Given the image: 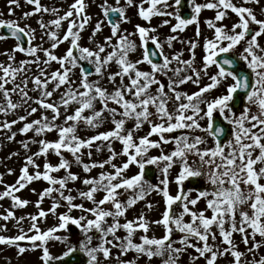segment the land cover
<instances>
[{"label":"snow or ice","instance_id":"1","mask_svg":"<svg viewBox=\"0 0 264 264\" xmlns=\"http://www.w3.org/2000/svg\"><path fill=\"white\" fill-rule=\"evenodd\" d=\"M19 2L20 0H9L10 5L18 6ZM182 2L183 0H175L176 11H166L164 9L172 7L169 0H142L139 15L146 21H150L155 15L174 17L178 23L172 28L173 32L183 30L193 23L198 24V17L203 9H215V21L218 22L226 18L229 10L238 17L231 29H228L227 25L218 26L212 20L207 21L208 26L214 29V38L208 39L204 45L206 55L200 69L194 65V50L197 46L195 42H189L192 59H181L182 53L170 58L164 54L163 44L159 38L150 34L155 29L141 25L136 26L141 41L139 46L141 58L132 61L129 56L137 51L138 45L129 38L133 34L120 31L121 23L128 22L126 7L120 5V0H116V6L109 5L107 0L101 5L103 14L111 26L112 35L106 37L105 43L97 45L96 49L80 44L81 33L91 19L85 11L87 7L85 0H74L63 15H59L58 8L42 5L41 0H26V3L34 7L31 12L24 13L25 19L41 12L51 13L56 17L47 23L43 18L38 21L41 29L45 30L44 35L52 41L49 49L33 45L36 30L30 25L21 26L17 20L0 19V29L5 30L4 34H0V40L13 38L17 41L12 50L4 53L10 62L0 63V93L3 95L0 114L7 116L10 112L14 113L18 108L29 105L30 101L45 110L39 119L30 122L27 116L0 122V130L10 131L15 124L24 121L20 129L22 134L33 131L37 137H43L55 131L58 135V139L54 141L46 138L21 141L25 150L29 148L30 143L39 144V151L26 157L17 182L6 185L3 193H0V199L9 197L16 207L27 206L29 201L21 199L15 193L32 181L42 179L51 186L40 194L37 207L44 197L50 196L53 192H57L60 198L67 202L68 207V212L59 216L58 227L41 233L35 221L48 214L41 210L38 216L29 217L34 222L30 230L37 234L28 236L21 228L20 234L15 237L0 236V244L16 245L18 241L29 240L33 247H36V241L46 245L49 239L67 243L69 237H61L54 233L68 230L71 225L83 236L79 245H69L62 255L55 257L47 246H43L44 264H53V261L67 264L66 258L71 259L78 253L85 256L83 264H103L100 257L102 256L104 260L109 259L112 248L120 250L119 256L135 251L137 259L140 256H147L151 260L152 257H162L167 253V259L163 264H178L180 256L188 248H193L197 253L192 257L193 264L200 258H204L206 264H217L219 258L229 255L233 258L231 264H249L247 260H242L246 253L239 250L233 238L234 233H239L243 244L247 246V253L253 255L251 264H264V256L255 259V254L264 247V183L261 182L264 180V54H261L264 53V46L260 43V38L264 37V19L258 18L252 7L245 6L260 5L261 0H242L240 5L233 0H208L203 4L191 0L190 18H184L179 14ZM144 3L149 4V7L145 8ZM126 5L132 6L133 0H126ZM9 14H13V9L10 8ZM65 21L68 22V26L61 37L59 32ZM102 23V21L97 23L93 36L101 31ZM164 23L167 24L169 21L165 20ZM114 39L116 43H113ZM173 39L175 37H169V45ZM66 41L70 43L66 54L55 55L53 50ZM242 42L243 53L239 57L233 56L232 53ZM106 47H111L112 51L105 54ZM41 51L46 57L43 61L38 56ZM16 52L24 53L33 59H24L17 64ZM156 57L162 59H154ZM240 60L245 62L249 70L247 74L241 75L232 67ZM85 61L92 67H84ZM173 61L177 62L175 68L171 67ZM52 62L59 63L61 67L49 73L47 66ZM113 62L118 65L119 70L108 76L109 82L114 86L112 91L103 87L99 80L89 79L93 74L103 78L108 66ZM33 63L38 66L40 74L31 77L34 87L29 89L27 72L28 66ZM143 63H147L151 71L141 70L139 65ZM41 64L44 67H40ZM211 66L217 67V73L209 77L211 81L209 84L191 94L177 90L189 81L198 85L201 72L207 75ZM78 67L81 71L80 78L73 80L74 69ZM189 69L192 74L181 76V73ZM169 71L173 72L177 79L168 77L165 83L158 78L159 74L167 76ZM21 74L23 78L17 83V78ZM118 77L120 83L116 84ZM125 77L129 80L128 84H124ZM229 79L232 82L227 85L224 94L210 101L205 100V93ZM9 84L13 87H7ZM49 84L53 85L51 90ZM153 85L157 86L154 94L151 92ZM62 88L64 90L60 92ZM30 91H38L40 95L34 98L29 94ZM57 92H60L59 100H52ZM241 93L242 111L237 114L234 101L240 98ZM14 95L19 96V102L14 101ZM97 102L101 105L99 109L96 107ZM169 104L174 106L172 110L169 109ZM72 105L76 107L69 114ZM253 106L256 108L255 112L252 111ZM29 108L28 115L38 111L36 107L29 105ZM62 108L64 122L58 124L56 121L62 115ZM48 111L52 113L51 117L47 115ZM86 112L91 114L86 115ZM105 113H108V116H105ZM216 113H219L222 121H226L229 127L215 122ZM153 117L156 119L153 120ZM109 118L114 125L111 130L99 132L88 138H81L77 134L80 124L88 128H99ZM205 119L208 121L206 126L200 122ZM157 120L160 122L157 123ZM129 121H135L134 126L126 129ZM145 123L150 125V131L137 141L134 133ZM181 130L182 134L178 136L171 138L165 136V133ZM197 131L205 135L195 134ZM189 132L193 135H189ZM157 134L160 136L159 141L150 139ZM15 136L16 133L13 132L8 138L13 140ZM205 136L213 139V146H207ZM97 141L107 142L109 158L103 162L85 163L82 159L85 154L83 149H88L87 155L91 158V149ZM113 141H119L123 145L121 153H117L112 147ZM173 142L175 150L170 154L162 152L158 156L148 155L150 149L159 148L161 143ZM202 145L204 147H201ZM102 150L103 145H97V151ZM50 152L59 157V162L54 165L46 161L43 165L44 170L41 171L36 158L47 157ZM65 152L70 153L74 162L81 165L85 172H91L97 167L103 169L105 165H110L114 169L113 172L102 171L98 177L83 179V184L90 187L86 191H80L79 197L91 201L93 204L91 208L83 203H74L75 196L65 195L64 190L67 189L69 193L72 191L68 189V184L80 180V176L71 171L73 161L66 158ZM117 155L127 156L128 159L121 166H117L113 163ZM190 157H195L191 163ZM177 160L181 164V170L175 178L178 192L171 195L168 188L169 170ZM161 162L163 167H160ZM133 164L138 166L139 173L127 177L125 173ZM29 166L36 169L34 174H30ZM149 166L158 167L163 175L156 184L146 179V169ZM61 170L65 171L64 176L58 178L53 175ZM12 171L9 169V174ZM190 178H200L206 182V187L195 189L197 191L195 198H190L191 192L186 191L184 187ZM0 183H3L2 174ZM57 185L59 187H56ZM120 189L132 190L135 194L126 202H122L119 199ZM153 191L161 193L165 198L166 209L161 219L154 222L165 229V234L161 238H150L146 234L149 231V221L143 215L134 221L120 222V218L125 217L129 207ZM98 192L105 193L99 200L96 199ZM201 199L206 201V208L200 211L193 210ZM177 202L182 207L179 215L173 209ZM108 204L112 205L110 209L104 207ZM58 207L60 204L54 203L50 211L55 213ZM148 207L151 208L152 205L149 204ZM73 209H80L82 214L78 218L73 217L70 214ZM209 210L212 213L210 217L206 215ZM237 214L240 217L239 221ZM185 216H190V221H185ZM14 217L15 213L8 211L3 219ZM109 217L112 218L111 224H108ZM24 219L25 217H19L17 222ZM213 226L218 230L219 244L216 243L218 237L217 232L213 231ZM121 229L127 233L123 238L117 235ZM138 230H143L145 235L141 236L140 243H135L133 236ZM174 232L181 234L178 241L173 239ZM91 233H95L100 240L97 246H90L93 240ZM109 236L112 239H109ZM257 236L261 239L257 240ZM210 238L213 243H209ZM193 240L196 243H193ZM176 243L181 247H175ZM18 251L23 254L26 249L19 247ZM120 264H136V261H120Z\"/></svg>","mask_w":264,"mask_h":264},{"label":"rangeland","instance_id":"2","mask_svg":"<svg viewBox=\"0 0 264 264\" xmlns=\"http://www.w3.org/2000/svg\"><path fill=\"white\" fill-rule=\"evenodd\" d=\"M74 2V0H41L42 5L48 6L50 8H58L59 15H63L64 12H66L69 8V6ZM108 4L111 6H116V0H107ZM208 0H196V3H206ZM234 3L237 5H240L242 0H233ZM85 3L87 5L85 11L88 16L91 17L90 21L86 25L85 29L81 33V40L80 44L84 47H89L91 49H96L97 45L105 43V38L112 35L111 27L106 22V17L103 14V10L101 8V5L105 3V0H85ZM142 0H133L132 6L126 5V0H120V5L126 7V16L128 18V22L121 23L120 31L121 33L133 34L130 35V39L134 40L136 44L138 45V49L135 53H131L129 58L132 61H136L141 58V41L137 32V25H141L144 27H149L155 29L154 32L150 33L153 36H156L159 38V41L163 44V51L165 55H168L170 58L174 56L177 53H182L181 59L188 60L192 59V50L190 48L189 42H195L197 44L195 48V60L194 65L197 69L202 68L203 66V57L206 55V51L204 48V45L208 39L214 38V29L210 28L207 24V21L212 20L214 23H216L218 26L220 24L227 25L228 29H231L232 25L237 22L238 17L231 13V11H228V15L222 22L215 21L216 16V10L215 9H203L198 17V24L193 23L190 25H187L183 30H177L176 32L172 31V28L178 23V21L174 17L169 16H163V15H155L151 18L150 21H146L139 15V6L141 5ZM169 4L172 7H169L167 9H164L166 11H176L175 8V0H169ZM143 6L145 8L149 7V4L144 3ZM248 7H252L257 14L258 18L264 19V0H261L260 5L255 4H248L245 5ZM33 5H30L26 3V0H20L19 5H10L9 0H0V19H12L17 20L21 26L30 25L32 28L36 30V38L33 41V45H40L43 49H49L51 48L52 41L49 39L47 35H44L45 30L41 29L38 21L43 18L45 23L49 22L52 19H55L56 17L52 15L51 13H37L36 15L29 16L27 19L24 18V13L31 12L33 10ZM162 7V6H160ZM13 9V14H9V10ZM190 8H192V3H190ZM180 14V11H179ZM168 20L169 23L165 24L164 21ZM103 22L101 25V31L97 32L95 36H93V31L97 25L98 22ZM68 26V22H63L62 28L59 32L60 36L62 37L64 32L66 31ZM197 28H199V36H197ZM41 37H43L41 39ZM169 37H175V39L171 40L169 45ZM113 43H116V40H113ZM260 43L262 46H264V37L260 38ZM17 42L13 39L11 41L6 40H0V63H9L8 56L4 53L12 50ZM70 47L69 42H64L60 44V46L53 50L54 54L57 56H63L66 54L67 49ZM243 42L241 45H238L237 48L234 50L233 53L236 54H242L243 53ZM111 47H106V52H111ZM264 54V53H261ZM39 58L41 61H43L46 57L44 55V52L41 51L38 53ZM16 57V63L18 64L19 61L24 59H33V57H28L24 53H15ZM162 59V58H161ZM244 65L245 62L243 61ZM177 66V62L173 61V64L171 67L175 68ZM183 67V65H180ZM40 67H44L43 64L40 65ZM61 65L57 62H52L50 65L47 66V72L51 73L57 69H59ZM139 68L141 70L145 71H151L150 66L147 63H143L139 65ZM29 71L27 72V76L29 77V84L28 88L32 89L34 86L31 83V77L34 75H39L38 66L36 64H30L28 66ZM118 65L113 62L111 65L108 66L107 71L104 73L103 78L100 76L93 74L89 77L90 80L95 81L99 80L101 85L105 88H107L109 91L113 90V84H111L108 80V76L110 73H114L118 71ZM217 73V67L211 66L208 69V74L205 75L204 72H201L200 76V82L199 84H195L191 81L188 83L181 85L177 90L187 92L189 94L198 91L200 88L206 86L211 81L209 77L211 75H214ZM191 70H187L186 72L181 73V76L184 75H190ZM81 75L80 68L74 69V74L72 75L73 80H79ZM168 77H172L173 79H177V77L174 76L173 72L169 71L167 76H164L162 74L158 75V78L167 83ZM23 78V74H21L20 77L17 78V83H20L21 79ZM232 81L229 79L227 81H222L220 85H218L215 89L210 90L208 93H205V100H212L215 97H218L225 93L227 85L231 83ZM120 83V78L118 77L116 80V84ZM129 80L127 77L124 78V84H128ZM7 87L11 88L13 87L12 84H9ZM156 85H153L151 92L154 94L156 91ZM53 88L52 84H49V90ZM63 88L60 90V92H63ZM167 90V89H166ZM60 92H57L52 97V100H59ZM32 97H38L40 95V92L38 91H30L29 93ZM130 98V97H129ZM14 101L19 102L20 98L18 95L13 96ZM0 102H3V95L0 93ZM29 105L31 107L38 108V111L32 115H28V112L30 110ZM29 105H24L23 107L18 108L14 113L10 112L7 116L0 114V122L3 121H12L18 119L19 116H27L28 121L36 120L41 117L42 114H44L45 110L40 108L38 104L29 102ZM76 105H72L69 109V114H71L72 110H74ZM97 109L101 107L100 103L97 102L96 105ZM173 105L169 104V109H173ZM201 107H204V105H201ZM242 111V109L240 110ZM237 114H239V112ZM252 111L255 112L256 108L253 106ZM61 117L56 123L62 124L64 122V109H61ZM86 115H90V112H86ZM47 115L49 117L52 116V113L50 111L47 112ZM105 116H108V113H105ZM215 116H220L219 113H216ZM119 118V117H117ZM156 118L153 117V120ZM159 123L160 121H156ZM202 125H207L208 121L201 120L200 121ZM24 121H21L20 123L15 124L12 129L9 131L7 129L0 130V174L3 175V183H0V193H3L5 190L6 185H13L17 182V179L21 175V169L24 167L26 162V157L29 155H33L37 151H39V144L37 143H30L29 148L27 150L24 149L23 145L21 144V141H30V140H40V139H48L50 141H54L58 139L57 133L50 132L47 133L46 136L43 137H37L33 131H30L27 134H22L20 132V129L24 125ZM135 121H129L126 124V129H131L134 126ZM114 127V125L111 123L110 118L109 120L105 121L104 124L99 128H88L84 124H80L78 127L77 134L81 138H88L93 135L98 134L99 132H104L111 130ZM150 131V125L145 123L143 127L136 131L134 133L135 138L139 139V137H143L147 135ZM16 133L15 139L10 140L8 137L12 133ZM182 134L181 131L173 132V133H165L166 137H175ZM195 134L199 135H205L201 132H196ZM189 135H193V133L189 132ZM150 139L154 141H159L160 136L153 135L150 137ZM205 139L207 141V146L211 147L213 146V139L210 137L205 136ZM97 145H103L102 151H97ZM112 147L115 149L117 153L122 152L123 145L119 141H113ZM201 147H204L202 145ZM175 150V143H161L159 148H152L150 149L148 155L149 156H158L163 154H170L172 151ZM84 156L83 161L85 163H92V162H103L107 160L110 156V152L108 151V145L107 142H101L97 141L91 151L92 156L91 158L88 157L87 152L88 149H83ZM15 153H18V155H14ZM64 155L67 159L70 161H73L71 171L77 175L80 176V180H77L75 182H70L68 184V189H71V193L68 192V190H64L65 195L71 194L76 197L74 200V203L85 204L86 207L91 208L93 207V204L91 201H87L79 197L80 191H86L90 186L83 184V179L85 178H91V177H98L99 174L104 172H113L114 169L111 168L110 165H105L103 169L97 167L93 168L91 172H85L83 170V167L79 164H76L74 162V158L71 156L70 153L65 152ZM128 159L127 156L124 155H117L116 159L113 161L117 166H121L126 160ZM195 157L189 158V163L194 160ZM48 161L52 164H57L59 162V157H57L54 153L50 152L47 157L40 156L36 158V163L41 166L40 170L43 171V165L44 163ZM156 168V175L153 180H149L151 183L156 184L160 179L163 178L162 173L160 172V169L156 166H153ZM160 167H163V162H161ZM259 167V165L257 166ZM9 169L13 170L11 174H9ZM181 170V164L177 160L176 163H174L173 167L169 170V192L171 195H176L178 192V186L176 183V176ZM36 169L32 166H29V172L30 174H34ZM139 173V168L135 164L131 165L129 169L126 171L125 175L127 177H131L133 175H136ZM66 173L64 170H61L58 173H53L56 177H62ZM147 179V178H146ZM198 180V184L191 185V178L185 182V190L191 192L190 198H195L197 196V191L195 189L206 187V182L204 179L196 178ZM264 183V180L261 181ZM49 183L47 181H44L42 179L40 180H34L31 183H29L25 188L21 189L19 192L15 193L18 195L21 199L29 201L27 206L24 207H16L9 197H5L4 199H0V236L5 237H15L16 235L20 234V229L22 228L24 233H26L28 236L37 234L35 231L30 230L31 225L34 223L29 217L32 215H37L41 210L47 212L46 217H39L35 223L37 224L38 228L40 229V232H47L49 229H52L54 227H58L60 220L59 216L61 214L68 212L67 202L64 201L62 198H60L59 194L57 192H53L50 196L44 197L43 201L39 203V207H37L38 201H40V194L44 191V189L50 187ZM56 187H59L58 185ZM147 187V185H145ZM120 196L119 199L122 202H126L130 196L134 195L135 193L132 190L125 191L124 189H120ZM104 192H98L96 193V199L99 200L104 196ZM54 203H59L60 207H58L55 211V213L51 212L50 209L52 208ZM152 205L151 208L148 207V205ZM106 208H111L112 205L108 204L105 205ZM190 207H192L190 205ZM206 208V201L201 199L197 205L194 206L193 210L200 211ZM166 209L165 204V198L163 195L157 191H153L145 196L144 199L138 200L137 203L131 207L128 208L125 217L120 218V222L124 223L125 220H136L141 215L144 216V218L149 221V231L146 233L150 238L156 237L161 238L165 234V229L162 225L154 223L157 220H160L162 217L163 212ZM173 209L177 215L182 211V207L180 206L179 202L177 204L173 205ZM8 211H12L15 213V217L4 220L3 216L7 215ZM73 217H79L82 213L80 209H73L70 213ZM84 215H88L87 213H83ZM207 216H211V211L206 212ZM19 217H25L23 221H20L19 223L18 218ZM92 218V217H89ZM190 216H185V221H190ZM240 217L239 214H237V221H239ZM112 223V218H108V224ZM227 227V225H226ZM213 231L217 232V241L216 243L219 244V233L218 230L213 226ZM54 235H58L61 237L67 236L69 237V240L67 243L61 242L59 240L55 239H49L46 245H42L41 241H36L35 244L36 247H33V243L29 240L24 241H18L16 245H7V244H0V264H44L42 260L43 255V246H47L50 253L55 256L62 255L68 248L69 245H79V242L83 239V236L81 232L75 227L71 226L68 230H60L54 233ZM93 235L92 244L90 246L94 247L97 246L100 243V240L97 238L95 233H91ZM117 235L120 237H125L127 235L126 231L121 229L117 232ZM145 235L143 230H138L134 236L133 241L135 243L141 242V236ZM181 234L179 232L173 233V239L178 241L180 239ZM109 239H112L111 236L108 237ZM235 243L238 245V248L240 251L245 252L246 256L242 258V260H247L249 264H251V261L253 260V255L251 253H247V246H245L241 240V235L239 233H234L233 235ZM257 240H260L261 237L257 236ZM193 243H196L195 240H193ZM209 243H213V241L209 240ZM175 247H181L179 243H176L174 245ZM19 247H24L26 251L23 254H20L18 249ZM119 249L118 248H112L111 250V257L107 260H104V258L101 256L100 259L103 262V264H120V261H131L135 260L136 264H163L164 260L167 259V253H165L164 256H155L152 257L151 260L147 256H140L139 259H137V253L135 251H129L127 255L119 256ZM197 255L195 250L193 248H188L186 252H184L179 260L178 264H193L192 257ZM117 256H119V260L117 259ZM261 256H264V247L259 249V251L255 254V259H259ZM233 258L229 256L221 257L218 259L217 264H231V261ZM195 264H206L204 258H200L198 261L195 262Z\"/></svg>","mask_w":264,"mask_h":264},{"label":"water","instance_id":"3","mask_svg":"<svg viewBox=\"0 0 264 264\" xmlns=\"http://www.w3.org/2000/svg\"><path fill=\"white\" fill-rule=\"evenodd\" d=\"M187 17V16H186ZM3 30V29H2ZM3 32H5V30H3ZM154 59H159V57H156V58H154ZM85 67L86 68H89V66L86 64L85 65ZM233 67V66H232ZM241 75H242V73H240ZM242 97H243V93H241V95H240V98H238V99H236L235 101H234V104H235V106H236V109H238V108H240L241 106H242V104H243V99H242ZM217 124H221V123H217ZM223 126H225L226 128H227V126L226 125H223ZM146 172H151V170L150 169H146ZM149 175V174H148ZM66 260H67V264H75V263H80V264H83V262H84V260H85V258H84V256H83V254H81V253H78L77 255H75L73 258H71V259H68V258H66ZM57 264H59V262H57Z\"/></svg>","mask_w":264,"mask_h":264}]
</instances>
